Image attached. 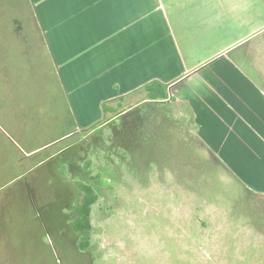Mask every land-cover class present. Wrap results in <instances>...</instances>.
Masks as SVG:
<instances>
[{
	"label": "crops",
	"instance_id": "obj_1",
	"mask_svg": "<svg viewBox=\"0 0 264 264\" xmlns=\"http://www.w3.org/2000/svg\"><path fill=\"white\" fill-rule=\"evenodd\" d=\"M24 5L20 25L0 30L1 74L10 95L5 118L13 142L23 138L33 78L45 82L47 73L57 83L68 118L58 121L65 125L46 144L98 122L102 102L134 95L157 79L167 84L168 98L149 126L167 128L171 155L166 153L165 164L195 149L202 158L213 157L250 195L264 198V0ZM37 187L25 184L31 208ZM4 254L1 249L0 258L7 259Z\"/></svg>",
	"mask_w": 264,
	"mask_h": 264
},
{
	"label": "rangeland",
	"instance_id": "obj_2",
	"mask_svg": "<svg viewBox=\"0 0 264 264\" xmlns=\"http://www.w3.org/2000/svg\"><path fill=\"white\" fill-rule=\"evenodd\" d=\"M24 3L0 0V30L20 25ZM1 65L0 251L7 259L0 264H264V198L230 180L213 157L193 149L184 160L167 156L171 164H165L166 153L171 155L167 128L154 126L151 135L141 136L137 130L144 124L128 125L139 116L136 110L88 136L81 143L88 156L72 149L47 158L87 131L46 144L68 120L59 86L46 73L45 82L33 78L29 86L28 121L23 138L13 142ZM106 133L114 137L109 141ZM96 153L103 157L95 159L101 182L95 186L101 189L83 256L70 245L64 213L72 209L77 179L91 173L82 156L92 161ZM28 183L39 186L33 208L26 203Z\"/></svg>",
	"mask_w": 264,
	"mask_h": 264
},
{
	"label": "trees",
	"instance_id": "obj_3",
	"mask_svg": "<svg viewBox=\"0 0 264 264\" xmlns=\"http://www.w3.org/2000/svg\"><path fill=\"white\" fill-rule=\"evenodd\" d=\"M166 83L160 80H151L145 84H143L139 90L136 91L134 95H121L116 98L107 100L102 102L101 108L103 112V117L96 123L90 125L89 127L83 129L86 130L87 133L81 135L80 139L72 140L70 139L74 134H79V131L72 132L70 135L62 138L61 140L54 142L57 144L62 140H67L68 144L57 149L51 157L47 158H55L59 155L65 153L68 150L75 149L77 151V156H80V152H83L84 155L88 156V148H82V142L86 140L88 136L93 135L96 131L100 132L104 127L114 124L122 117L130 114L131 112H135L139 110V116H135L134 120L128 124L129 126L134 125L136 128L144 124V130L138 129L137 133L145 135L144 137H148L152 134V131L149 130L148 126L151 121L158 118L157 112L160 110H165V100L168 98V93L166 91ZM132 103V104H130ZM102 133V131L100 132ZM118 133V132H117ZM105 134V133H104ZM120 134V133H119ZM85 135V136H84ZM107 140H111L114 136L106 133ZM109 135V136H108ZM84 136V137H83ZM84 140H81V138ZM110 146V145H108ZM80 151V152H79ZM97 151V148L94 149V152ZM108 154L110 152L108 151ZM84 158V168H90V175L86 176L87 178L79 177L76 181V196L74 197V202L72 203V209L69 212L64 213L65 218L69 220L67 223L65 233L67 235H71L70 245L76 251H78L83 256H86L91 245V238L89 237V232L93 228L92 217H93V209L97 204L100 195V189L96 186H100L101 182L99 181V163L96 162L95 159L103 160V157L98 155V153L94 154L92 161ZM46 158V159H47ZM78 160H80L78 158ZM91 161V163L87 162ZM79 162V161H78ZM100 162V161H99ZM77 169L81 170V167L78 166ZM96 185V186H95ZM38 191L36 192V200L37 195L39 197V186L37 187ZM259 199L261 197H258ZM262 199V198H261ZM48 227V225H47ZM3 260L2 258H0ZM84 260L80 264L83 263Z\"/></svg>",
	"mask_w": 264,
	"mask_h": 264
}]
</instances>
